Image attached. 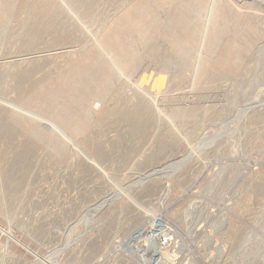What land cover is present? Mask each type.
I'll return each instance as SVG.
<instances>
[{
	"label": "rangeland",
	"instance_id": "374dc122",
	"mask_svg": "<svg viewBox=\"0 0 264 264\" xmlns=\"http://www.w3.org/2000/svg\"><path fill=\"white\" fill-rule=\"evenodd\" d=\"M84 1L17 0L0 23V264L264 260V2ZM214 22L228 28L207 48ZM95 49L117 60L115 77L62 132L48 124L60 109L31 118L13 105ZM163 235L151 260L128 252Z\"/></svg>",
	"mask_w": 264,
	"mask_h": 264
},
{
	"label": "bare ground",
	"instance_id": "6f19581e",
	"mask_svg": "<svg viewBox=\"0 0 264 264\" xmlns=\"http://www.w3.org/2000/svg\"><path fill=\"white\" fill-rule=\"evenodd\" d=\"M70 1L72 2V0H70ZM238 1H240V0H238ZM252 1L255 4H257V5H258V3H263L264 2V0H252ZM15 3H17V0H0V23H2V21H4V22L6 21L5 19H6V15L8 13H6L5 10H7V9L8 10H12V8L16 5ZM72 3L75 6L77 5L78 7H81V8H84V9L85 8L87 9V7H88V3L85 2L84 0H73ZM219 3H220V1H219ZM89 6L91 7L92 5H89ZM222 8H223V6H222ZM217 9H219V8H217ZM222 15L225 17L224 10L222 12H219V17L222 16ZM178 16H177V18H178ZM182 16H183V14H182ZM149 18H150V16H149ZM180 19H181V17H180ZM223 21H225V20H223ZM174 22H176V21H174ZM236 22H237V24H236ZM228 23H229V20H228ZM131 24H129V21H128L127 25L131 26ZM230 24L233 27H238L240 25V21H235L234 23H233V21H231ZM174 25H175V23H174ZM174 25H173V27H174ZM178 25H179V22H178ZM211 26H213V28L210 27L211 29L207 30V31L210 30L211 34H212V36H209V38L207 39V41L209 42L208 44H206L207 48L213 47L215 45L214 42L216 43V41L219 40L220 34L222 32H224V30H226L228 28V24L227 23H226V27L225 28L223 27L224 25L221 26V27H218V25L215 22L212 23ZM171 29H172V27H171ZM176 29H177V27H176ZM124 30H126V28ZM124 30L121 29V24H119V26H117L114 31L117 32V33L118 32L120 33V32H123ZM193 31H195V30L193 29ZM195 32H191L192 39H190V40H192L193 42H194V40H196V33ZM114 35H116V33ZM114 35L110 36V38L104 39L103 42H101L102 46H103L102 47V51L103 50L104 51H109V50H112V49H117L118 46L121 45L120 43L117 45L118 42H120V41L124 42V41L127 40V37H124V38L120 39L121 34H118L119 37L118 36H114ZM28 41L32 45L36 44L38 42L36 37L35 38L34 37H30L28 39ZM175 47H176V49L177 48L180 49V50H178V52L177 51L175 52L176 56L181 57V58L187 57V54L183 51L182 48H180L178 46H175ZM227 47L231 48L230 45H227ZM107 54H106V56H107ZM228 56H229V53L228 52L225 53L223 51L222 53H220V56H219L220 59L217 60V61L220 62V63H223ZM81 57H82V59H81ZM103 57H104L103 53L98 52L96 49L88 51L87 53L82 54L79 57L80 60L79 59L78 60L75 59L72 62L70 61L71 63L67 65L66 69L64 71H61L60 73L56 74V76L53 77L52 81H50V82L46 81L45 83H42V84H40V82H39L30 91H27V92L23 91L21 93L19 92L20 94H19V96H17L18 98L16 100L18 103L15 102V104H13V105L16 107V109L18 111H20L21 113H24L25 115H27V116H29L31 118H34L33 115L38 117V118H40L41 115L38 116L37 114H33L32 111H31L32 112L31 113L28 110V109H30L29 107H34V108H36V109H38V110H40L42 112H45V111H48V110H52V109L53 110L60 109V111H59L60 113H58V115H56L57 116L56 120H57V122H58V124L60 126L56 125L55 123L53 124L52 122L51 123L48 122V124L53 129H55V130L60 132L62 130L61 128L64 129L66 126H68V125H66L67 123L71 122L72 120H76L77 119L76 117L80 116V112H82V110L84 109V105H85L86 100H87V98L89 96H92V95H94V94H96L98 92H102L103 93L104 90H105V87L107 85H110L109 82H111V79H113V76L116 73L115 68H114V62L116 63L117 60L115 59L116 61H112L113 59H111L109 62H105ZM181 61H182V59H181ZM205 63H206V61H204L202 64L205 65ZM32 71H33V69L27 70L24 73L20 74L19 77L26 78V76L29 75ZM33 73H34V71H33ZM213 73H215V72H211V74H213ZM163 79H164V77H163ZM210 79L211 80H215L216 79L215 75L214 74L211 75ZM140 102L138 101V103H140ZM144 103H146V102H144ZM135 104H137V103H135ZM137 105L135 107L134 106L133 107L136 108ZM143 105L144 104L138 105V108L135 110V112L133 114H131L132 120L134 119V116L137 115V117H140V119L144 121V111H145L144 108L146 106L142 108L141 106H143ZM134 108H132V109H134ZM133 111L134 110H132V112ZM128 115H130V114H128ZM149 115H151V114H149ZM174 117H178L177 120H182V119L183 120H185V119L186 120H193V118H195V112H191L190 114H185L184 112L183 113L180 112L179 114H176V116H174ZM179 118H181V119H179ZM40 122H42V120ZM77 125H78V123L76 122V126ZM66 129H68V128H66ZM40 131L39 132L38 131L35 132L36 134H34V135L43 137V134ZM38 141H40V140H38ZM104 201L99 203L98 206H100L103 203H105ZM140 235H141V231L136 232L135 236H133V240H135L136 242L141 240L140 237H142V236H140ZM148 236H147L146 241L147 242L149 241V242H148V244L145 243V244H147V246H145L144 249H139L138 248V251H136V252L134 250L132 252L128 251L129 253H132L134 255L133 257L135 259H137V261H141V262L146 261L147 259H145V254H147L148 250H151L152 248L157 249L159 246H164L165 244H167L170 241V236H167V235H163V237H161L159 240L155 239V238H152V236L149 238ZM161 239H162V241H161ZM135 247H137V246H135ZM131 249H133V248H131ZM214 250H215L216 255H217L216 258H218L222 254V251L224 250V247H223V245H220L218 247H215ZM38 262L40 263L39 259H38ZM149 264H151L150 261H149ZM215 264H217V262H215ZM258 264H264V260H261V262H259Z\"/></svg>",
	"mask_w": 264,
	"mask_h": 264
},
{
	"label": "built area",
	"instance_id": "2783aa9c",
	"mask_svg": "<svg viewBox=\"0 0 264 264\" xmlns=\"http://www.w3.org/2000/svg\"><path fill=\"white\" fill-rule=\"evenodd\" d=\"M147 260H151V257H150V255H149V257L147 258Z\"/></svg>",
	"mask_w": 264,
	"mask_h": 264
}]
</instances>
